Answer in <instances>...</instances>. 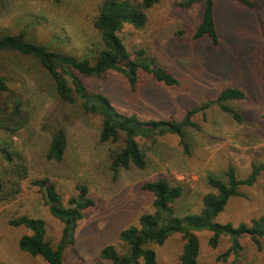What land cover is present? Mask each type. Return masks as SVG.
<instances>
[{
    "label": "rangeland",
    "instance_id": "374dc122",
    "mask_svg": "<svg viewBox=\"0 0 264 264\" xmlns=\"http://www.w3.org/2000/svg\"><path fill=\"white\" fill-rule=\"evenodd\" d=\"M103 0H0V31L28 30L40 42H52L69 53L81 55L91 36L94 19ZM181 0H159L148 10L147 24L137 29L125 24L120 32L128 45L144 47L171 71L179 83L166 85L148 74H140L132 90L124 79L110 73L98 88L108 91L111 103L120 112L136 113L141 119H181L186 109L198 106L215 93L229 76L245 72L249 63L248 46L259 35L257 25L264 17V0H254L248 7L237 0H217V23L221 41L212 47L207 38L193 39L200 18L201 5L185 8ZM247 31H251L249 34ZM242 32V33H241ZM0 73L9 80L8 86L22 94L30 111L26 131L14 138L27 157L29 179L46 176L55 180L64 199L78 195L77 184L87 185V195L94 204L84 211L78 221L73 244L64 250L62 264H110L99 257V248L118 244L116 233L136 222L144 211L151 210V196L140 189L142 181L167 175L182 181L187 187L181 210L197 211L203 194L212 191L207 174H221L228 164L238 175L249 172L250 160L264 162V128L254 116V109L264 105V96L234 102L244 115L242 123L232 121L218 106L212 104L206 119L200 113L193 117L199 131L188 129L190 154L185 155L174 134L163 135L150 149L149 166L144 170L132 168L113 177L106 166L107 144L98 141L99 118L79 115L67 124L69 147L62 163L45 159L47 128L55 124L59 105L54 92L34 71H26L9 52H0ZM264 79V76H263ZM23 182V191L10 204L0 203V261L6 264H46L40 257L30 256L18 249L17 238L26 232L23 227L7 224V212L21 208V213L40 217L47 226L46 239L56 243L62 234V224L43 205L41 193ZM242 195L229 199L225 209L215 219L219 223L250 222L264 212V178L254 186H241ZM21 200V202H20ZM5 210V211H4ZM198 237L199 264H264V239L260 249L246 235L240 239L237 253L223 252L230 246L222 236L216 246L208 242L211 232H195ZM183 238L169 237L153 248L156 264H177Z\"/></svg>",
    "mask_w": 264,
    "mask_h": 264
},
{
    "label": "trees",
    "instance_id": "16d2710c",
    "mask_svg": "<svg viewBox=\"0 0 264 264\" xmlns=\"http://www.w3.org/2000/svg\"><path fill=\"white\" fill-rule=\"evenodd\" d=\"M159 0H103L94 19V36H91L81 55L69 53L52 42H40L28 30L0 31V52H9L26 71H34L54 92L59 105L55 124L48 130L45 159L53 163L65 160L69 147L67 124L79 115L99 118L98 141L107 144L106 166L113 177L132 168L144 170L149 166L150 154L156 142L165 134L178 137L185 155L190 154L188 129L199 131L193 121L206 112L212 104L232 121L240 124L244 118L234 106L236 101L264 96V17L257 25L259 37L248 46L245 72L228 77L215 93L198 106L186 109L181 119H141L136 113H123L111 103V93L98 86L105 83L110 73L124 79L134 90L140 74H148L155 81L166 85L179 83L176 76L155 60L144 47L128 45L120 34L125 24L137 29L147 24L148 10ZM248 7H255L254 0H237ZM179 5L190 8L201 5L200 18L192 34L193 39L207 38L212 47L221 41L217 23V0H181ZM251 34V31H247ZM242 33V32H241ZM142 72V73H141ZM8 78L0 73V203L10 204L23 191V182L29 179V165L21 144L14 138L26 131L30 123V111L22 94L8 86ZM264 100V99H263ZM254 116L264 128V105L254 109ZM264 178V162L250 160L249 172L239 176L234 165L228 164L221 174H207L206 182L212 191L202 195L197 211L181 210L187 187L181 180L167 175L142 181L140 189L151 196V210L144 211L135 223L116 233L118 244H105L99 248V257L110 264H156L155 245H162L169 237L179 234L183 238L177 264H199L198 237L195 232L207 230L211 237L208 244L216 246L222 236H227L230 246L221 254L225 259L230 251L237 253L240 239L248 236L260 249L264 239V212L250 222L219 223L215 219L225 209L229 199L242 195L241 186H254ZM41 193L43 205L52 217L63 226L56 243L46 239L47 226L40 217L21 213L19 205L7 212V224L23 227L26 232L16 241L19 250L30 256L40 257L46 264H62L64 250L73 244L78 221L84 211L94 204L87 195V185L77 184L78 195L63 198L55 180L46 176L30 178L28 182ZM19 202V199H18ZM21 202V200H20ZM5 211V210H4ZM0 264H6L0 261Z\"/></svg>",
    "mask_w": 264,
    "mask_h": 264
}]
</instances>
